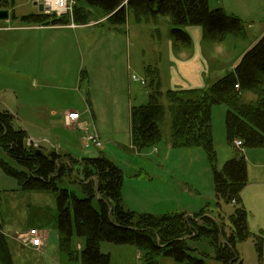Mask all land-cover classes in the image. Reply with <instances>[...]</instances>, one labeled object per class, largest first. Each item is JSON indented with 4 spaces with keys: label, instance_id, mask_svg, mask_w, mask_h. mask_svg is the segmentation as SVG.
I'll list each match as a JSON object with an SVG mask.
<instances>
[{
    "label": "rangeland",
    "instance_id": "374dc122",
    "mask_svg": "<svg viewBox=\"0 0 264 264\" xmlns=\"http://www.w3.org/2000/svg\"><path fill=\"white\" fill-rule=\"evenodd\" d=\"M35 1L16 0L15 14L19 18L14 22L15 25H21V19L24 16L39 12V9L34 6ZM76 6L87 8V14L91 16L90 23L85 26H92L94 23L97 26L79 30L78 36L73 33H69V37L56 34L54 40L62 49V54L55 58L53 65L59 68L58 76L60 73L62 76L68 64L66 61L70 56V50L77 52L78 60L71 61V66L82 67L88 74H84V80L76 91L66 92V94L73 101L72 105H75L73 108L78 111H81L78 105H84L85 98L91 99L94 122L89 120V126L98 134L90 130L86 132L96 135L97 139L84 141L82 139L86 135L84 131L70 133L59 129L57 137L61 139L58 141L52 131L43 132L40 126L42 120L36 121L32 118L31 114L36 115L35 111L16 114L18 118L17 121L14 120V127L26 130L35 139H46L53 144H59L62 147V155L70 154L78 160L74 167V176L77 180L71 176L60 184V187L74 192L78 198L86 197L79 182L83 178L85 167L82 160L106 157L123 171L122 192L125 206L131 207L129 203H133L135 207L159 205V202L155 201V193L149 188L151 186L154 190L163 188L161 185L163 182L166 187L176 191L178 198L182 196V199H186V192L195 198H199L198 193H200L201 199L214 194V200L206 204L204 210L222 223L226 234L229 235L232 232L229 215L240 205L233 202L231 205L218 204L214 189V169L206 151L201 147H174L170 140L169 114L163 127L162 141L152 148L138 149L131 138V112L134 106L149 103L150 94L156 91L157 79H160L161 89L159 90L163 93L161 101L165 107H168L169 103L165 95L168 90L174 89L172 83L175 77L185 82L188 89H195L192 82L195 79L194 66L200 67L203 63L208 66V73L202 74L206 84L201 90L208 89L216 81L232 72L243 55L264 35V0H246L241 4L237 0H209V7L212 10L225 8L240 13L244 31L239 35H228L222 42H215L205 37L202 27L195 26L192 29L187 27L184 30L191 38L190 45L175 41L171 33V21L167 17H151L139 21L135 13L130 12L124 27H113L107 19L102 20L105 16L100 10L86 7L81 0H76L74 8ZM99 20L102 21L98 24ZM46 46H48V40ZM196 60H202V62H196ZM46 66L49 67V64L45 60L44 67ZM67 72L71 73L70 70ZM24 80L15 79V83H23L29 95L35 89L29 86L28 79ZM152 80L154 87L151 85ZM43 99H45L44 96H41L37 98V101L40 103ZM244 101L247 104L255 103L256 97L252 93H245ZM51 103L53 101L50 99L48 104ZM72 113L77 114L76 111ZM226 113L225 105L214 106L212 124L218 170H222L229 159L244 155L248 180L250 178L253 183L264 182V147L245 149L241 146L240 140L229 142L224 133ZM77 125L72 124L69 127L75 129ZM46 140L33 142L28 137L26 143L28 147L40 150L45 145L46 151L42 152L46 154L52 151L57 152V148L52 150L50 145L47 146ZM197 153L203 159L205 170L200 164L201 161H198ZM230 155L232 159L229 158ZM0 159L10 167L21 170L1 148ZM152 178H155L154 185H150ZM256 188L264 193V185L262 188ZM129 195L133 197L131 200ZM262 195L264 197V194ZM249 205L250 210L255 212L252 214L247 211L248 228L253 230L262 218V212L257 210L258 203L255 200L250 199ZM93 206L99 210L97 198L94 199ZM176 213V211H170L166 214ZM58 216L57 197L54 193L22 190L17 180L7 175L0 167V224L3 225L14 264H82L81 260H72L62 251ZM30 227L40 232L42 243L39 247L25 246L24 240L30 230H34L32 228L29 230ZM254 239L252 237L237 245L243 264H264V240L263 256H261L262 252L258 250ZM189 245L198 250V256L201 254L208 256V264H218L213 260L214 249L209 240L190 241ZM84 248L85 240L74 233L71 242L72 253L78 254V258H81ZM101 252L110 255L111 264H142L143 262V253L133 245L102 242ZM159 262L160 264L174 263L173 260L163 257L159 258Z\"/></svg>",
    "mask_w": 264,
    "mask_h": 264
},
{
    "label": "trees",
    "instance_id": "16d2710c",
    "mask_svg": "<svg viewBox=\"0 0 264 264\" xmlns=\"http://www.w3.org/2000/svg\"><path fill=\"white\" fill-rule=\"evenodd\" d=\"M86 7L98 9L113 27H124L128 12L139 21L151 17H167L175 41L190 45L184 30L200 26L210 41L222 42L228 35L244 31L243 22L222 9L212 10L209 0H81ZM16 0H0V10L15 14ZM87 8L76 6L73 19L69 16L30 14L21 19L27 25H78L90 23ZM154 81H151V85ZM239 86V90L235 87ZM154 87V85H152ZM147 105L134 106L131 112V138L138 149L152 148L163 139V127L169 114L172 145L176 148H203L212 169L218 204L238 205L229 216L232 232L227 235L222 223L206 210L195 214H140L126 208L123 195L124 175L120 167L106 157L84 158L83 178L79 181L86 197L80 199L72 191L60 187L74 176L78 160L55 151L50 154L27 146V133L14 127L15 117L0 110V148L21 170L10 167L0 159V167L17 180L25 191L52 192L57 197L58 229L62 251L82 264H111L110 255L101 252V243L133 245L143 253L142 264H160L159 258L171 259L173 264H208L206 255L189 245L209 240L214 249L213 260L218 264H242L237 245L254 238L248 228V212L241 206L242 192L247 186V163L244 155L227 161L217 168L214 150L212 115L214 106L225 105L226 135L229 142L240 140L245 149L264 147V35L240 59L234 71L212 84L208 89L168 90L162 103L160 79ZM252 93L255 103H245L244 94ZM198 94V95H197ZM98 199L99 210L93 206ZM217 204V206H218ZM74 233L85 240L78 254L71 251ZM263 251V240L257 238ZM262 256V254H261ZM0 264H14L3 225L0 224Z\"/></svg>",
    "mask_w": 264,
    "mask_h": 264
},
{
    "label": "crops",
    "instance_id": "0c3cea01",
    "mask_svg": "<svg viewBox=\"0 0 264 264\" xmlns=\"http://www.w3.org/2000/svg\"><path fill=\"white\" fill-rule=\"evenodd\" d=\"M237 1L241 4V2H245L246 0ZM222 10L226 14L241 20L240 13H237L233 10H227L225 8ZM130 12L133 11H129L128 14ZM107 18L108 17L106 16L102 20ZM102 20L97 21V23L101 22ZM14 22L15 21L0 22V110L12 114L15 117V121H17L18 118L16 114H27L29 112L35 111L37 116H33L31 114L32 118L36 121L42 120V124H40V126L42 127L43 132L47 133L52 131L58 141L61 139L60 137H57V135H59V129L67 130L70 133L84 131L86 133L85 137L82 138L84 141L87 136V130H90L91 132L93 131L92 133L97 135L98 133L96 130H91L89 126V120L93 119V102L91 99L88 100L85 98L83 101L85 104L78 105V108H81V111H78L73 108L75 105H72L73 101L69 95L66 94V92L76 91V89L79 88V84L84 80V74H88V72L83 70L82 67L75 66L73 68L71 66V61L78 60L77 52L70 50V56L66 61L68 64L65 66L66 68H64L62 76L61 73L58 76L59 68L53 65L55 58L60 57L62 54V49L60 46H57V43L54 40L56 34L69 37V33H73V35L78 36V34L80 35L79 30L96 27L97 24L95 25L94 23L92 26L79 25L78 28H73L70 25L67 27L52 28L50 26L43 25H27L23 24L22 22L21 25H15ZM188 28L192 29L193 27ZM47 40L48 46H46ZM45 60L47 64H49V67H44ZM197 61L202 62V60H196V62ZM42 62L44 63L42 64ZM194 68H196V70H194L195 72L193 73L195 79L192 81L194 88L202 89L204 88V84H206L203 81L202 74L208 73V66L206 64L204 65L203 63L200 67L197 65L194 66ZM68 70L71 71V75L69 72H67ZM15 79H28L30 82L29 86L35 90H32L28 95L23 83L17 84L15 83ZM172 84L174 85V87H172L174 89L171 90L188 89L186 83L181 81L179 78L177 79V77L173 79ZM78 93L80 94V89L78 90ZM41 96H44L45 99L39 103L37 98ZM50 99L53 101V103L49 105L48 103ZM55 101H57V103ZM73 111L79 112L82 116L81 122L76 126L75 129L68 127L65 123L66 115ZM24 131L27 133L29 139L33 142L46 140L35 139L32 135L28 134L26 130ZM224 133L226 135L225 129ZM46 142L48 143L47 146L50 145L49 147H51L52 150L57 148V152L61 154L62 147L59 144H53L49 140H46ZM43 146L44 147L41 150L46 151V146ZM197 156L198 161H201L200 164L205 170L201 155L197 153ZM229 158L232 159L233 157L230 155ZM154 180L155 178L150 179V185H154ZM163 183L161 184L163 185V188L155 190L153 186L149 188L153 193H155V201H158L159 205L154 204L153 206L147 207H135L133 203H129L131 207L126 205V208L136 213L150 214L155 216L164 215L170 211L195 215L199 212H202L204 208H206V204L211 203L214 200V194L207 197L206 199H201L200 193H198L199 198H195L193 195H189L188 192H186V199H182V196L181 198H178L179 196L176 191L170 187H166ZM263 185L264 182L255 181L253 183L249 178L248 184L245 187L246 189L241 195V204L244 206L246 211L251 212L252 214L255 213L250 210L251 206L249 205V200L251 199L258 203L257 210L262 212V218L258 221L257 226H255V229L250 230L253 231L251 233L255 236L254 240L256 244V237L264 240V208H262V206H264V202H262L264 197L262 194L264 193H262L259 188H256H262ZM243 194H245L244 197ZM128 197L130 200L133 198L130 195ZM31 228L35 229L34 227H30L29 230ZM19 239H21L20 236Z\"/></svg>",
    "mask_w": 264,
    "mask_h": 264
},
{
    "label": "built area",
    "instance_id": "2783aa9c",
    "mask_svg": "<svg viewBox=\"0 0 264 264\" xmlns=\"http://www.w3.org/2000/svg\"><path fill=\"white\" fill-rule=\"evenodd\" d=\"M39 3L44 5V14L46 15H55L57 18H61L63 16H69L73 19L74 16V6L76 3V0H37ZM69 25H56V26H50L52 28L57 27H67ZM73 28H78L79 25L75 23L70 24ZM136 80V78H135ZM236 89H239V86L235 87ZM82 120V116L79 112L77 114L69 113L66 115L65 123L69 127L72 124H78ZM86 141H94L97 139V136L94 134H87ZM241 146H243V143H241ZM88 145V143H87ZM233 203H236L233 201ZM40 232L36 229L30 230L27 238L24 240L25 246L28 247H39L42 243Z\"/></svg>",
    "mask_w": 264,
    "mask_h": 264
},
{
    "label": "water",
    "instance_id": "95a60500",
    "mask_svg": "<svg viewBox=\"0 0 264 264\" xmlns=\"http://www.w3.org/2000/svg\"><path fill=\"white\" fill-rule=\"evenodd\" d=\"M34 6L38 7L39 12H44V5L40 4L39 2L35 1ZM11 19V11L9 10H0V22H8ZM37 154H42V150H37Z\"/></svg>",
    "mask_w": 264,
    "mask_h": 264
}]
</instances>
